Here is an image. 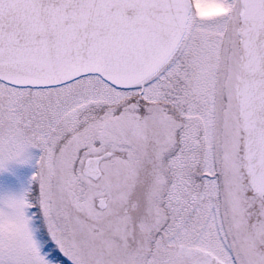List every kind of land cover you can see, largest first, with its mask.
I'll return each mask as SVG.
<instances>
[{
    "label": "snow or ice",
    "instance_id": "6c2138e0",
    "mask_svg": "<svg viewBox=\"0 0 264 264\" xmlns=\"http://www.w3.org/2000/svg\"><path fill=\"white\" fill-rule=\"evenodd\" d=\"M207 2L0 0V264H264V0Z\"/></svg>",
    "mask_w": 264,
    "mask_h": 264
},
{
    "label": "rangeland",
    "instance_id": "374dc122",
    "mask_svg": "<svg viewBox=\"0 0 264 264\" xmlns=\"http://www.w3.org/2000/svg\"><path fill=\"white\" fill-rule=\"evenodd\" d=\"M31 174V169L27 167H20L16 170V175L11 173L0 174V191L5 189H19L21 182L24 181ZM17 177L19 179H17Z\"/></svg>",
    "mask_w": 264,
    "mask_h": 264
},
{
    "label": "clouds",
    "instance_id": "9594fccd",
    "mask_svg": "<svg viewBox=\"0 0 264 264\" xmlns=\"http://www.w3.org/2000/svg\"><path fill=\"white\" fill-rule=\"evenodd\" d=\"M219 4L220 0H208L207 6L204 8V11L209 18L218 13Z\"/></svg>",
    "mask_w": 264,
    "mask_h": 264
}]
</instances>
